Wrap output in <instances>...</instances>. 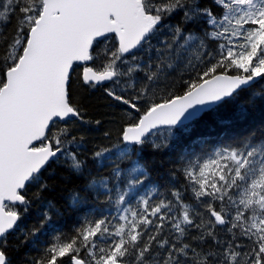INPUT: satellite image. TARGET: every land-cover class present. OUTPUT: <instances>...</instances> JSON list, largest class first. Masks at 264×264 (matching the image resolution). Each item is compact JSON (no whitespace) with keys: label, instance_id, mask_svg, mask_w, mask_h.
Here are the masks:
<instances>
[{"label":"snow or ice","instance_id":"6c2138e0","mask_svg":"<svg viewBox=\"0 0 264 264\" xmlns=\"http://www.w3.org/2000/svg\"><path fill=\"white\" fill-rule=\"evenodd\" d=\"M100 85L115 143L74 96ZM257 112L264 0H0V264H264Z\"/></svg>","mask_w":264,"mask_h":264},{"label":"trees","instance_id":"16d2710c","mask_svg":"<svg viewBox=\"0 0 264 264\" xmlns=\"http://www.w3.org/2000/svg\"><path fill=\"white\" fill-rule=\"evenodd\" d=\"M79 71V69H78ZM74 78H75V74H74ZM103 87L104 85H100L97 86L96 89L94 90H87V89H83L80 88L79 86H77L75 88L74 91V96L76 99L78 100H82L83 103L86 105V109H87V114H88V118H99L105 121L104 123V128L106 129H112L113 131V140L112 142L115 143L116 142V124H112L109 123L108 121H110L111 119H113L114 117L112 116V112L113 110L110 108H107L105 106L106 102L104 100V96H103ZM118 116V114H117ZM226 118L225 116L221 117ZM256 120L260 121V120H264V113L261 112H257L256 113ZM103 129H101V131L99 133H94L93 136L94 138L97 140V142L99 141V137L102 134ZM161 132L164 131V129L159 130ZM201 132L204 133L206 139L208 140V144L207 145H200L198 143H193V141H195L197 138L194 136L193 140L189 141L186 139H181L179 141H177L176 145H175V149L176 152H181V151H199L201 148H211L212 146H214V142L217 141L218 139H223V133H219L217 131V125L214 122H210L207 126L202 127L200 129ZM107 143V142H105ZM149 159H152V157H148ZM167 159H172L174 158V154L173 153H169L168 156L166 157ZM165 178L163 177L161 172H155L151 175V179L150 182L146 183V185L141 189L140 194L142 195L145 191H147L149 188L156 186L158 188L162 189V181ZM81 181L80 180H75V181H70L67 185H62L61 187H66L67 191H61V188H57L55 191H53L51 193V195H49V199H55V200H59L62 204L65 203L66 198L68 197V192H70L72 190L73 187H78L80 185ZM35 192V189H30L28 191V196H32ZM132 195H135V193H133ZM131 198V197H129ZM133 203H135V200H133ZM98 210H105V211H114V209H106V206L104 205H86L85 206V210L82 213H77V214H73L72 212H67L63 217H61L58 220H54L55 226L57 229L61 230V231H68L71 228H73L76 224V222L82 218V216L84 215H95L96 211ZM33 212L36 211V204H33ZM33 223V217L32 216H28L24 219L22 227H29L31 226V224ZM45 236H47V232H45ZM43 239V237H42Z\"/></svg>","mask_w":264,"mask_h":264},{"label":"water","instance_id":"95a60500","mask_svg":"<svg viewBox=\"0 0 264 264\" xmlns=\"http://www.w3.org/2000/svg\"><path fill=\"white\" fill-rule=\"evenodd\" d=\"M161 129H163V128H161ZM161 129H160V130H161Z\"/></svg>","mask_w":264,"mask_h":264}]
</instances>
